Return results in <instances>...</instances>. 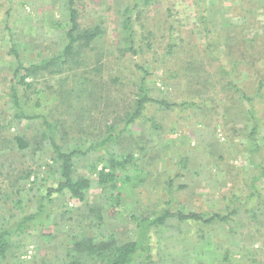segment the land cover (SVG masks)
Here are the masks:
<instances>
[{
  "label": "rangeland",
  "instance_id": "374dc122",
  "mask_svg": "<svg viewBox=\"0 0 264 264\" xmlns=\"http://www.w3.org/2000/svg\"><path fill=\"white\" fill-rule=\"evenodd\" d=\"M127 2L128 0L79 1L80 25L87 27L101 20L105 28L102 39L94 42L97 48L94 51L87 50V55L91 57L87 71L94 67L97 52L103 53L101 71L86 73L88 80L83 85L87 88L96 87L95 98L92 96L85 100L80 99L79 103L73 99L74 94L63 95L59 90L62 87L77 86L74 82L79 78L75 73H80L82 69L66 71L63 74L44 77L36 83V86L43 90L38 98L40 107L36 111L44 114L48 121L56 122L60 131L66 132L67 148L85 150L95 138L104 134L103 129L109 120L123 115L132 104L134 92L143 74L140 67L148 71L145 83L150 88L152 97H164L169 102H180L189 98L201 101L197 96L193 97V93H204L202 97L206 98L207 106L201 110L193 107L188 110L167 111L155 103L147 104L144 115H153L159 127L151 129L150 122L140 118L131 130L136 139H147L151 150L142 156L133 145H128L129 141L117 144V150L122 155L134 151L133 155L137 158L135 165L127 171L129 180L125 183L119 182L120 202L123 207L128 208L135 206L134 202H137L139 208L148 214L155 206L161 207L168 198L166 181L182 172V176L174 179L173 188L178 184H186L187 187L184 191L175 193L172 209L218 210L221 204L228 203L226 197L229 194L226 197L223 194L230 192L229 187L235 186L247 191L246 178L254 171L248 160L251 141L247 133L252 120L246 112L249 105L244 100L239 101L232 90L221 85L232 79L238 86L243 85V88L249 89L261 79L264 72V0H154L148 6L141 4L131 15L132 50L124 49L127 45L122 42V38L127 37V33L120 24L119 7ZM60 4L61 0H0V57L4 58L3 61L0 60V109L6 107L4 101L6 92H9L10 79V72L6 69L10 57L6 54L3 41L7 35L5 26L9 27L18 40L20 55L27 61L38 58L36 50L39 48L42 49L43 55H50L61 44L60 26L56 21L62 25L67 22L66 12ZM199 7L211 22V31L207 36L197 17ZM224 22L236 26L238 31L243 29V34H240L242 39L238 40V43L237 38L233 41L235 46H243L241 41L249 38L253 42L248 41L245 45L253 43L256 50L250 51L249 55L247 52L245 55H240L237 51L229 52L222 31ZM169 25L174 28L170 29ZM169 42L174 44L172 54H166ZM206 44H209V47H206ZM189 59L198 64L199 70L197 73H188L191 76L186 77L183 67ZM232 60L240 62L234 66ZM250 62H253V65H249ZM219 64L223 66V73L220 72ZM65 75H68L67 79ZM262 94L256 96L253 101L254 114L258 116H264V89ZM29 96L33 104L37 95L31 92ZM70 101L75 102L76 106L73 108H81L82 117L77 118V109L68 108ZM229 106L232 111L226 110ZM11 114L12 110L7 109L1 120H7ZM42 120L40 117L37 120L14 121L6 134L8 137L15 134L34 135L39 132L38 124ZM259 124L256 137L258 144L264 146V117ZM122 125L119 123L118 127ZM73 135L75 139H71ZM205 142H216V147L210 149L209 153ZM52 154V149L47 147L33 155H24L17 148L0 150V191L8 190L10 194L8 197L0 195V217H9L8 228L14 227V222H19L25 214L37 209L40 193L34 190L37 185L32 186V183H29L33 176L25 184L26 189L20 192L16 193L14 188L6 185L10 180L13 182L19 170L27 166L37 170L39 182L43 177L47 178L48 183L58 179V174L54 172L55 174L49 175L47 168L51 163ZM261 154H264V148L260 150L259 155ZM99 155L105 156L101 148L79 158L75 163L76 173L95 177L90 174V167L96 163ZM181 160H187L186 170L182 168ZM102 165L101 162L97 163V169ZM140 165L145 166L146 170L135 173L134 168ZM142 178H146V181L139 183L138 180ZM22 182L19 181L20 185ZM258 184L262 188L263 184ZM29 187L33 189H28ZM100 194L98 187L91 188L90 200L94 202ZM69 196L68 192L59 197L56 195L55 201L48 204L50 217L44 221V226L33 224L23 234L14 232L13 239L18 245L13 247L12 251L16 256L20 255V259H13L9 254L8 260L0 261V264H49L51 256L58 252L55 247L65 244V239L57 240L58 237H63L59 225L67 223L68 229H76L75 221L68 223L65 219H58L66 206L69 209L79 205L73 198L68 200ZM51 223H58L53 225L51 230L53 237L43 236L41 233L46 231L47 225ZM108 223V227L119 231L122 238L125 235L127 239L134 238L132 233H135L136 229L126 215H121V211ZM176 224L160 231L152 228L149 244L153 261L150 264H197L192 259L194 256L199 257L202 264L201 261L214 252L210 247L214 246L216 241L220 242L226 238V230L222 227L212 229L192 220L181 222L179 226ZM199 227L211 229L208 236L212 243L207 246L201 244L203 239L196 234ZM242 231L247 235L256 233L248 226ZM255 238L258 241L251 245L254 257L259 264H264V229L257 233ZM229 243L242 246V249L246 246L247 251L251 248L249 243L235 244L231 239ZM222 247L216 248L219 249L217 253L220 257ZM239 257L240 254H237L236 260H230H233L234 264H251L253 255L248 253L244 259Z\"/></svg>",
  "mask_w": 264,
  "mask_h": 264
},
{
  "label": "trees",
  "instance_id": "16d2710c",
  "mask_svg": "<svg viewBox=\"0 0 264 264\" xmlns=\"http://www.w3.org/2000/svg\"><path fill=\"white\" fill-rule=\"evenodd\" d=\"M79 1L83 2V0H61L60 5L66 12L67 22L62 25L58 20L56 21L60 26L59 34L61 38L59 43L61 44L50 55H43L42 49L39 48L36 50L38 58L27 61L20 55L18 40L10 31L9 27L7 25L5 26L7 35L4 36L3 41L6 47V54L10 57L7 60L8 65L6 66V69L10 72V79L8 85L9 92H6L7 97L5 96L6 100L4 101L6 107L0 109V150L4 149L8 151L17 148L24 155L26 153L33 155L38 151L41 152L46 147L47 149H52L53 154L50 157L51 163L47 165V168L49 175H53L56 172L59 177L58 179L52 180L51 183L46 182V177H43L41 182H39L37 170L27 166L23 170H19L13 182L10 180L9 184L6 185V187L14 188L17 193L22 189H26L25 184L33 176V179L29 183H32V186L37 185L34 190L40 194L37 199V209L29 214H25L19 219V222H14L16 224L14 227L8 228L9 217H0V261L8 260L9 254L12 255L13 259H20V255L16 256L14 251H12V248L18 245L17 243L15 244V240L13 239L14 232H19L20 235L25 233L26 229L33 224L41 227L44 226V221L50 217L49 210L47 209L48 204L55 201L54 197L56 195L59 197L64 195L65 192H68L70 196L67 199L73 198L79 202V205L69 209L66 206L60 212L58 219H65L68 223L75 221L76 229L73 227L68 229L69 226L67 223H61L59 225V229L63 231V237H58L57 240L65 239V244L64 246L55 247L58 252L51 256V262L49 264H133L135 262L138 264H150L153 261L150 255L151 248L149 244L152 228L160 231L175 223H177L176 226H179V223L189 220L205 227H211L212 229L218 226L226 230V238L220 242L216 241V244L210 247V249L213 248L214 252L209 254V257L207 256L206 259H203L201 261L202 264H211L209 262H212V264H234L233 260L230 259L236 260L235 256L237 254H240L239 259H244L248 253L249 255H253L250 259L251 264H259L254 257V249L251 245L258 241L255 237L257 233L264 229V154L259 155L260 150L264 146L258 144L256 137L260 128L259 123L264 116L254 114L255 107L253 101L256 96L263 95L264 72L258 83L249 89L243 88V85L241 87L238 86L232 79H228L229 81L226 84L221 85L225 89L232 90L233 94H236L239 98V101L244 100L248 103L249 107L246 112L249 117H252L247 136L251 141V146L248 149V160L254 171L249 173L246 181L244 179L247 191H243L235 186L229 187L230 192L226 191L223 194L224 197L229 194L226 197V199L228 198L226 200L228 203L221 204L218 210L197 211L192 209L184 210L183 208L173 210V196L175 193L184 191L187 187L186 184H178L173 188L174 179L183 174L179 172L166 181V190L169 196L161 207L155 206L148 214H146L144 209L141 210L139 208L137 202H134L135 206L131 208L123 207L120 202L121 191L119 182L125 183L129 180L127 171H130L135 165L134 161L137 158L133 155L134 151L122 155L117 150V144L119 145L121 142L129 141L130 143L128 145H133L132 147L136 148L142 156L151 150L147 139H136L131 130L134 123L140 118L148 120L151 129H157L159 127L153 115L148 117L144 115L147 104L155 103L159 108L167 111L174 109L188 110L193 107L201 110L207 106L205 102L206 98L202 97L204 93L199 91H195L193 97L197 96L201 101H196L195 98H189L180 102H169L164 97H152L150 88L145 83L148 71L140 67L143 70V74L134 92L135 98H133L132 104L128 106V110L123 115L109 120L103 129L104 134H100V136L95 138L93 143L87 146L85 150L67 148L65 146L67 139L66 132L60 131L56 122L48 121L44 114L36 111L40 107L38 98L43 93V90L38 88L36 83L47 76L82 69L80 73H75L77 78H79L77 82H74L77 86L62 87L59 91L63 95L74 94L73 99L76 102L92 96L95 98L97 90L94 91V88L96 87L91 86L92 88H87V86L83 85L88 80L86 73L89 71L94 73L101 71L103 53L97 52L94 67L87 71L88 61L91 58L87 55V50L94 51L97 48L94 42L102 39L105 34V28H103V22L101 20L87 27L80 25ZM152 2L154 0H128L126 4L124 3V6L119 7L120 24L124 32L127 33V37L122 38V42L127 45L124 47L125 50L133 49L131 34L133 31V27L131 26L132 13L141 4L148 6ZM260 4L262 5V1H260ZM197 17L204 28L205 36H207L211 31V22L203 14L200 7L197 12ZM169 28L173 29L174 27L169 25ZM222 31H224L223 34H225L226 38L225 45L229 52L234 53L237 51L240 55H245L247 52L249 55L250 51L254 52L256 50L253 43L245 45L248 41L253 42L249 38L241 41L243 46H235L236 44L233 43L235 38H237L236 43L242 39L240 38V34H243V29L238 31L236 26L228 25L224 22ZM206 45V47H209V44ZM173 46V43H168L166 54L173 53ZM3 59L0 57L1 61ZM239 62V60H232L234 66ZM197 65L192 59L187 60L186 65L183 67L184 75L190 77L191 74L188 73H197L199 70ZM249 65H253V62H250ZM219 69L220 72H224L223 66L220 65ZM64 77L67 79L68 75ZM31 92L37 95V100L33 104L30 102L31 98L29 93ZM70 103L71 105H68V108L70 110L77 109L79 112L76 114L77 118L82 117L81 108H78V106L73 108V106H76L75 102L72 103L70 101ZM7 109L12 110L10 118L1 120V116H3L4 111L6 112ZM226 110L232 111L233 109L229 106ZM40 117L43 120L38 124L40 127L38 133L30 136H26L25 134H15L11 137L7 136L6 131L12 127L14 121L37 120ZM119 123L123 125L118 127ZM71 139H75V136L73 135ZM205 146L209 152L210 149L216 147V142H213V144L211 142H205ZM100 148L103 149L105 156H97L96 163L90 167V174L95 175V177L92 178L89 175L77 174L75 168L77 160L85 157L88 152L96 151ZM221 157L219 158L221 159ZM99 162L103 163V165L97 169V163ZM181 163L182 168L186 170L187 160H181ZM134 170L135 173H138L146 170V167L140 165L138 168H134ZM148 174L150 173L148 172ZM145 179H139L138 182L144 183L146 181ZM19 181H23L21 185ZM259 182L263 184L262 188L258 184ZM95 186L100 189L101 194L93 202L90 200V189ZM28 189L33 188L29 187ZM2 194L6 197L10 195L8 190L0 191V195ZM120 211L121 215H126L129 222L136 229L135 233H132L134 235L132 239H127L125 237L126 235L122 238L119 235V231L116 229L112 230L107 225L109 224L108 221L116 218ZM57 224L51 223L47 225V230L41 234L43 236L53 237L51 230L53 229V225ZM245 226L253 229L256 233L247 235L242 231ZM210 230L199 227L196 231L198 237L203 239L200 241L201 244L204 243L205 246L212 243L208 236L210 235ZM229 239L235 244L236 242H241L243 245H248L247 243L251 241V244L249 243L251 248L248 251L245 249L246 246L242 249V246L238 247L229 243ZM219 247H222L221 257L217 253L219 249L216 250ZM192 259L195 263L200 264L199 257L194 256Z\"/></svg>",
  "mask_w": 264,
  "mask_h": 264
}]
</instances>
